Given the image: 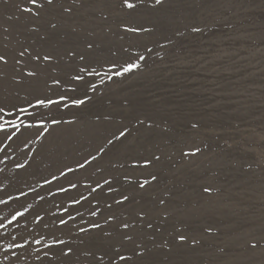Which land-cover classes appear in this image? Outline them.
<instances>
[{
    "label": "rangeland",
    "instance_id": "rangeland-1",
    "mask_svg": "<svg viewBox=\"0 0 264 264\" xmlns=\"http://www.w3.org/2000/svg\"><path fill=\"white\" fill-rule=\"evenodd\" d=\"M22 4L0 0V107L12 113H0V264H98L100 230L80 229L99 222L118 244L120 220L141 210L160 229L145 239L159 264H264V0H164L136 12L120 0H56L39 19L22 14ZM139 25L153 31H124ZM24 49L55 59L38 65L19 57ZM129 60L140 67L123 77L86 76L97 87L80 107H33L37 98H83V88L68 91L79 67L104 73ZM33 68L37 78L22 75ZM157 156L147 169L132 167ZM150 174L158 180L144 190L125 180ZM105 179L115 191L91 193ZM121 193L130 197L122 206L114 203ZM109 215L116 221L104 224ZM177 230L189 243L171 252L154 246L176 245ZM58 240L73 252L63 255Z\"/></svg>",
    "mask_w": 264,
    "mask_h": 264
},
{
    "label": "snow or ice",
    "instance_id": "snow-or-ice-1",
    "mask_svg": "<svg viewBox=\"0 0 264 264\" xmlns=\"http://www.w3.org/2000/svg\"><path fill=\"white\" fill-rule=\"evenodd\" d=\"M56 3V0H23V4L17 5L18 10L22 14H27V16L30 19H39L44 12L45 9L53 7ZM164 3V0H154V4H150L149 0H120L121 7L123 9L128 10L129 12H136L139 8L142 7H154L156 5H162ZM65 12H71V8H65ZM57 25L55 23H52L50 25V28L52 30H55ZM32 31L39 32V27L32 28ZM124 31L126 33L131 34H140V33H151L153 31L152 28L145 27L143 25L139 26H125ZM193 31H198V29H193ZM47 34L41 36V39H46ZM94 47V45L89 42L86 44V48L91 50ZM148 51H151V49H147ZM19 57L28 59L30 58L32 61H34L38 65H44L47 67V65L51 64L54 61V56L51 53H40L36 52L34 55L29 52L27 49H24L19 52ZM68 56L73 57L77 56L79 60L83 61L85 60V56L82 54H77L75 50L69 49L68 50ZM137 60H144L145 57L143 55H140L136 57ZM0 62L6 64L7 60L3 55H0ZM17 63H22L21 60H17ZM140 64L132 62L131 60L126 61L124 64H120L119 62H112L109 65L108 72L101 73L98 71L94 66L91 65H85L83 67H79L78 71L70 76V81L74 86H71L68 88V91L70 93H76L79 88H83V98H80L75 95H60L58 99H52L50 97L45 98H37L36 103L33 107H44L48 108L52 105H56L57 107H63L68 108L70 106L73 107H80L84 105L86 102H88L91 97L87 95L89 90L95 91L96 84L92 81H89L86 79V76H106L107 80L112 81L115 77H123L126 74L132 73L135 70L139 69ZM22 75H25L29 78H37L39 76V72L33 68L28 69L22 72ZM103 79L101 80V83H103ZM53 84L62 86L61 80L59 78H55L52 81ZM20 113H26V108H20ZM0 113H4L6 115L11 116L12 113L6 112L5 108L0 107ZM19 117H17L18 119ZM0 119H3V116H0ZM105 119H108V117H105ZM58 120H53V123H59ZM5 124L11 125L15 127L17 130H19L20 125L16 124L14 120H8L5 121ZM32 125H27V127H31ZM40 127H43V124L41 123L39 125ZM4 124H0V131H4ZM15 133H13L14 135ZM125 132L120 131L119 137H124ZM11 137H9L10 139ZM109 143H112L111 140L108 141ZM103 151V149H101ZM93 160L96 159V157H92ZM153 160H159V157H153L151 159L145 158L143 160L142 164H136L134 163L132 167H142L144 169H147L150 167L153 163ZM88 163L86 160L84 163L79 164V168H84L85 164ZM18 167H23V165H18ZM75 169L68 168L67 172H74ZM61 176H66V172H61ZM56 177H53V180H55ZM125 180L130 184V186H135L139 188L140 190H144L146 187H150L152 182H155L158 180L157 175L150 174V178H145L142 181L139 180H132L130 177H125ZM45 183H51V181H45ZM104 185H108L107 191L109 193L115 191L112 187V182L108 179H105L103 181V185L100 183H97L95 187L91 188V193H97L98 190L103 189ZM76 184L72 183L70 184V188H75ZM69 189L61 188L60 191L66 192ZM205 191H210V189H205ZM42 199V198H41ZM87 197H81L80 200H75L73 203H80L81 200H86ZM126 202H130V197L127 194L121 193L120 197L118 199H114V203L116 205H124ZM161 204L164 203V201H160ZM108 209L112 208L111 203H107L105 205ZM67 211V209H65ZM99 209L92 211L90 214L92 216H96L98 214ZM23 213H17V216H22ZM16 217H13V220H15ZM69 219H74L71 215H69ZM116 217L114 215H109L104 220V224H109V222H115ZM61 225H67L68 221L61 219L59 221ZM90 229H99L100 233L102 234L98 243L100 245L105 246V250L103 253L98 257V264H104V257L107 256V264H117V262H122V264H159L158 261L154 259H149V254L151 253L152 249L147 246L145 243V239L155 241V233L159 232V228L155 227L150 219H148V214L144 212L143 210L136 213V216L129 220L127 218L120 220L119 224L117 225V231L120 236V241L118 244H111L108 243L112 237L113 232L112 231H105L103 226L99 222H93L89 228H81L80 231L84 233H88ZM146 230H152V232H146ZM175 241L177 242L176 245H171L168 240H164L163 244H156L155 247L159 248L161 246L167 247L168 251L171 252L173 250V247H180L183 246L186 243H189V237L185 235L183 232L177 230V234L174 237ZM39 243V241H37ZM56 244H64L66 247V251L64 249H61L63 252V255L68 256L73 252V249L71 247H67L66 242L63 240L55 241ZM192 244L197 243L195 237L191 240ZM125 245H132V248L130 250V253L125 249ZM11 247H18L23 248L24 245H12ZM253 248L256 247L255 244L252 245ZM88 255H93V253L89 252ZM135 258V259H134Z\"/></svg>",
    "mask_w": 264,
    "mask_h": 264
}]
</instances>
